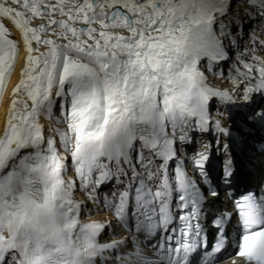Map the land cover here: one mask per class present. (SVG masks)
<instances>
[{"label": "snow or ice", "instance_id": "snow-or-ice-1", "mask_svg": "<svg viewBox=\"0 0 264 264\" xmlns=\"http://www.w3.org/2000/svg\"><path fill=\"white\" fill-rule=\"evenodd\" d=\"M5 20L27 55L0 131V264H215L230 214L210 243L209 156L190 173L182 155L212 100L264 97V0H0V97L18 51ZM222 64L231 90L205 75ZM233 173L229 156L220 181ZM77 190L123 234L101 243L113 221L81 222ZM235 207V255L264 264V195Z\"/></svg>", "mask_w": 264, "mask_h": 264}, {"label": "bare ground", "instance_id": "bare-ground-1", "mask_svg": "<svg viewBox=\"0 0 264 264\" xmlns=\"http://www.w3.org/2000/svg\"><path fill=\"white\" fill-rule=\"evenodd\" d=\"M237 6H238V5L235 4V6H233L234 9H235ZM32 23H33L34 25L39 24V23H40L39 18L34 19V20L32 21ZM8 24H9L11 30L13 31V33L15 34V36H17V38L20 39V41H21L22 39H21V35H20L19 31L16 30V29H15L10 23H8ZM77 27H79V25H77ZM22 43H23V42H22ZM20 46H21V45H20ZM39 47H40V50H41V51L44 50V46H43V45H40ZM26 55H27V52H26V49H25V46H24L23 54H22V52H21V50H20V51H19V55H18V59H17V62H16L15 70L17 69V66H18V64H19V59H20V57L22 56L23 60H22V64H20V67H19L18 77H17V80H16L15 85L18 83L19 79L21 78V68H22V66H23V64H24V62H25ZM15 70H14V73H13L12 79H13V77H14V75H15ZM12 79H11V80H12ZM10 82H11V81H10ZM15 85H14V87H15ZM226 85H227V84H226ZM12 98H13V93L11 92V86H8V89H7V92H6V94H5V98H4V100H3V104H2V106L5 105V108H6L7 106H9V104H10ZM7 100L9 101V104H8V103L6 104V101H7ZM1 125H2V124H1ZM1 125H0V131H2V129H3V128L1 127ZM246 155H247V157H248V161H249V165H250V167H251V170H250V168H249V170L247 171V174H245L243 171L240 173V174H241L240 182H243V181H245V180H247V179H249V180H250V179H254V177H257V176L261 173V169H262V167L260 168V165H261V166L264 165V159H260V160H259L260 156H261V155H264L263 152L258 151V150L254 149V148H251V149L248 150V152H246ZM78 195H79V194H78ZM225 264H229V263L226 262Z\"/></svg>", "mask_w": 264, "mask_h": 264}, {"label": "rangeland", "instance_id": "rangeland-1", "mask_svg": "<svg viewBox=\"0 0 264 264\" xmlns=\"http://www.w3.org/2000/svg\"><path fill=\"white\" fill-rule=\"evenodd\" d=\"M233 6H235V4L233 5ZM234 8V7H233ZM9 22L7 21V20H5L4 21V24L10 29V36H9V38L10 39H12V40H14L15 42H17V45H18V51H20L21 50V52H22V54H23V51H24V44L22 43L23 41L21 40L20 41V39H18L17 38V36H15V34L13 33V31L11 30V28H10V26H9V24H8ZM21 45V46H20ZM19 48H20V50H19ZM17 51V52H18ZM22 60H23V58H22V56L20 57V59H19V64H18V66H17V69L15 70V68H14V70H15V75H14V77H13V79H12V76H13V73H14V70H13V67H12V69H11V74L6 78V84H5V88H4V92H3V96L2 97H0V125H1V127L3 128L4 127V121H5V114H6V109H7V107L5 108V105L4 106H2V104H3V100H4V98H5V94H6V92H7V89H8V86H11V92H12V90H13V88H14V85H15V83H16V80H17V77H18V72H19V67H20V64H22ZM16 61H17V54H16V56H15V62H14V65L16 64ZM15 67H16V65H15ZM12 79V80H11ZM11 81V82H10ZM217 82H219V81H217ZM9 104V101L7 100L6 101V104Z\"/></svg>", "mask_w": 264, "mask_h": 264}]
</instances>
